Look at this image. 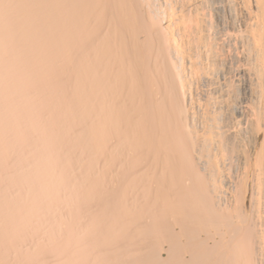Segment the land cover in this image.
<instances>
[{
  "label": "bare ground",
  "instance_id": "bare-ground-1",
  "mask_svg": "<svg viewBox=\"0 0 264 264\" xmlns=\"http://www.w3.org/2000/svg\"><path fill=\"white\" fill-rule=\"evenodd\" d=\"M0 264H264V0H0Z\"/></svg>",
  "mask_w": 264,
  "mask_h": 264
}]
</instances>
